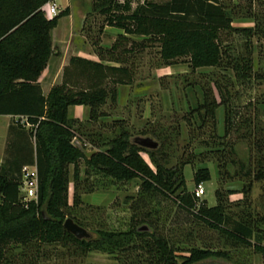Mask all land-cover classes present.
Segmentation results:
<instances>
[{"label": "trees", "instance_id": "1", "mask_svg": "<svg viewBox=\"0 0 264 264\" xmlns=\"http://www.w3.org/2000/svg\"><path fill=\"white\" fill-rule=\"evenodd\" d=\"M49 1L0 0V115L16 117L10 126L14 131H9L13 137L8 143L12 156L7 160L9 168L0 173V264L10 263L6 257L10 244L21 248L19 264H37L43 244L72 242L82 251L118 249L136 237L141 238L139 249L146 251L145 264H194L220 254L193 247L187 255H178L175 241L158 233L156 226L153 230L149 226L154 224L150 219L151 209L142 210L147 206L152 208L151 204L155 206L158 197L264 257V235L257 222L249 214L238 219L230 217L218 189L214 192L215 205H198L199 198L186 189L183 166L164 164V141L158 147L150 146L152 142L148 138L131 140L122 119L112 121L111 125L118 131L111 137L95 131L81 133L80 121L69 116V108L77 105L88 107V122L94 123L105 116L100 107L107 97L106 85L133 81L134 65H127L124 57L113 54L104 57L97 52L100 59L118 63L111 66L73 56L63 67L61 83L53 85L47 95L42 93L37 79L53 54L52 30L60 18L69 15L66 6L47 18L42 6ZM116 1L92 0V5L106 14L107 25L122 28L129 35L158 37L159 53L164 61L187 57L193 68L215 66L220 61V32L231 22L220 0L147 1L132 11L130 0H122L120 11H116ZM208 98L204 96L197 110H203L204 116L214 122L215 110L222 99L217 103ZM87 143L91 145L89 150ZM142 153L148 155L154 169ZM262 163L257 161L253 175L256 181L264 179ZM33 164L38 173L37 200L24 203L19 196L20 172L23 166ZM70 166L72 205L68 203ZM245 175L248 177L250 172L246 171ZM134 179L139 180L138 192L125 227L98 228L95 237L89 240H79L64 229L66 218L85 225L73 211L80 203L79 189L83 193L112 186L120 189ZM193 180L195 185L209 181L208 168H198ZM250 187L248 182L246 190ZM139 224L147 225L149 231H138ZM178 257L182 258L181 262Z\"/></svg>", "mask_w": 264, "mask_h": 264}, {"label": "rangeland", "instance_id": "2", "mask_svg": "<svg viewBox=\"0 0 264 264\" xmlns=\"http://www.w3.org/2000/svg\"><path fill=\"white\" fill-rule=\"evenodd\" d=\"M147 1L169 0H130V11ZM220 2L226 7L231 22L220 32L221 56L215 66L193 68L187 57L164 61L160 57L158 37L129 35L122 28L107 25L106 14L94 9L92 0H71L69 15L61 19L54 36L58 41L60 35L68 33V46L70 41L83 40L104 57L119 55L127 65H134L132 83L106 85L107 97L100 107L105 116L94 123L87 121L88 113L84 121L76 118L82 126L81 133L95 131L111 137L118 131L111 125L112 121L122 119L131 140L148 138L158 147L164 141V164L183 166L188 191L193 192L195 188L194 172L200 167L208 168L210 180L203 182L204 195L198 199V205H215L214 192L218 189L226 204L225 212L234 219L249 214L264 235V179H253L257 161L264 163V0ZM56 5L58 11L63 9L64 0H57ZM122 5L123 1L118 0L114 9L120 11ZM55 49L57 56V46ZM205 95L217 103L222 99L215 110L214 122L204 116L203 110H197ZM226 115L228 122H225ZM7 120L0 117V173L9 168L5 157L11 156ZM90 148L87 143L86 149ZM142 157L154 169L148 155L142 153ZM72 169L70 166V205L74 192ZM246 171L250 172L248 177ZM248 182L249 191L246 190ZM138 183L134 179L120 189L112 186L90 193L79 189L80 203L73 211L94 236L98 228L125 227L133 213L131 203L137 196ZM22 195L23 190H19L21 201ZM151 207L142 210L151 209L150 219L154 224H145L152 230L156 226L158 233L171 237L178 255H187L193 247L220 252L194 264H264V257L251 247L240 245L194 220L173 203L158 197ZM140 245L139 237L118 249L82 251L72 242L43 244L37 254V264H145L147 254L139 249ZM19 253V246H8L9 264H19ZM178 261L182 258L178 257Z\"/></svg>", "mask_w": 264, "mask_h": 264}, {"label": "crops", "instance_id": "3", "mask_svg": "<svg viewBox=\"0 0 264 264\" xmlns=\"http://www.w3.org/2000/svg\"><path fill=\"white\" fill-rule=\"evenodd\" d=\"M52 1L56 3L57 0H52ZM69 2H71V0H64V7L68 6ZM64 17H68V16H64ZM62 18L58 20L57 26L59 25ZM56 27L52 30L53 54L50 56L44 70L42 71V73L37 79V82L41 86L42 93L44 95H47L48 91L53 85L61 83L63 67L67 65L69 59L73 56L85 58V59H88L94 62H101V63L111 65V66H118V63L109 61L106 58L100 59V57L97 55V52L93 51L91 46L87 42L85 43L83 40L80 41L79 39H76L75 41H70V44L72 45L70 48V44L69 46L67 45L68 44L67 43L68 33L60 35L59 37L61 40L56 41L55 36H54ZM98 43L100 45V41ZM56 46L58 48L57 51L59 52L57 56L55 55ZM69 48H70V51H69ZM87 113H88V107L84 105L71 106V111L69 112V114H73V115H70L71 117H74L75 119L77 118L80 121H84L87 119ZM0 117L8 119L6 122L7 123L6 125H7V133L9 135V131L11 130L14 131L13 127L10 128V126L16 120V117H13L11 115H0ZM11 157L12 156L5 157L6 158L5 162L9 163V161L7 160H9Z\"/></svg>", "mask_w": 264, "mask_h": 264}, {"label": "built area", "instance_id": "4", "mask_svg": "<svg viewBox=\"0 0 264 264\" xmlns=\"http://www.w3.org/2000/svg\"><path fill=\"white\" fill-rule=\"evenodd\" d=\"M58 7L54 1L47 2L42 10L47 18H52L58 13ZM19 190H23L22 201H36L38 194V173L35 164L23 166L21 169V178L19 182ZM195 197L200 198L204 195L203 182L195 185L193 189Z\"/></svg>", "mask_w": 264, "mask_h": 264}, {"label": "water", "instance_id": "5", "mask_svg": "<svg viewBox=\"0 0 264 264\" xmlns=\"http://www.w3.org/2000/svg\"><path fill=\"white\" fill-rule=\"evenodd\" d=\"M155 143H150V146H155ZM64 229L72 234L75 238L81 240H89L90 238L95 237L89 230L85 227L80 226L77 224L72 218H66L63 222ZM138 231H149L147 225H141L137 228Z\"/></svg>", "mask_w": 264, "mask_h": 264}]
</instances>
